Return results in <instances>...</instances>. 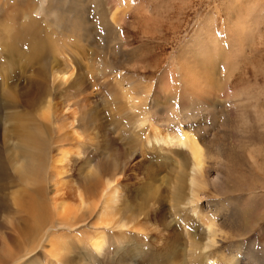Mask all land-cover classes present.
<instances>
[{
	"label": "rangeland",
	"instance_id": "obj_1",
	"mask_svg": "<svg viewBox=\"0 0 264 264\" xmlns=\"http://www.w3.org/2000/svg\"><path fill=\"white\" fill-rule=\"evenodd\" d=\"M79 1L91 28H98L99 10L104 9L116 17V22L110 21L114 29L106 33L109 27L104 25L101 30L105 27V33L95 30L93 40H80L68 29L76 16L63 11L75 0H45V10L52 2L57 12L32 10L19 23L33 19L36 25L53 31L56 40H63L71 51L68 56L75 68L70 80L85 76L81 95L71 96L68 102L54 99L62 114L74 112L67 120L76 117L80 132L65 148L69 158L57 163L63 168L59 193L50 182L49 167L43 175L49 197H57V205L64 204L59 208L66 212L62 223L76 221L79 227L57 226L51 209L47 223L55 229L49 232V241L46 236L22 235L20 219L15 220L13 211L17 207L10 199L17 186H9L6 195L0 192V264H196L188 255L191 240L184 219L190 220L199 234L208 232L204 220L211 214L218 216L222 232L219 242L206 249L204 245L211 241L199 234L203 237L201 257L211 254L217 264H264V0ZM15 3L0 0L1 34H9L7 17ZM53 43L56 48L60 42ZM2 59L6 58L0 55ZM25 71L18 83L29 87L33 72ZM0 86V92L6 90ZM84 96H88L87 105L80 101ZM29 113V118L34 115ZM141 122L144 124L139 127ZM61 126L63 131L70 130ZM155 128L162 135L178 134L185 128L198 135L206 147L211 165L209 184L198 205L202 213L194 214L192 204L181 205L179 213L174 210L172 195L178 172L190 168L179 167L178 161L185 159L180 148L163 142L145 146ZM134 138L139 140L138 146ZM54 147L46 159L62 157ZM88 161L94 171L111 163L110 175L120 187L114 213L120 212L122 203L137 211L144 192L153 196L141 216L148 234L127 230L129 233L122 235L127 237L118 243L116 232L108 228L102 255L92 247L91 238L97 232L93 227L103 231V226L94 224L106 176H91L103 182L95 194L83 193L88 206L97 205L94 214L92 210L86 217L85 213L73 216L69 211L79 208V192L88 180ZM116 162L120 164L114 169ZM4 177L2 184L9 185L10 178ZM137 199L142 201L139 206ZM56 244L60 250L54 256Z\"/></svg>",
	"mask_w": 264,
	"mask_h": 264
},
{
	"label": "bare ground",
	"instance_id": "obj_2",
	"mask_svg": "<svg viewBox=\"0 0 264 264\" xmlns=\"http://www.w3.org/2000/svg\"><path fill=\"white\" fill-rule=\"evenodd\" d=\"M13 1L16 2L10 8L13 13L11 16L7 17L10 24L9 34L8 32L3 34L0 33V55L7 59V61L6 59L0 60V75L2 77L0 80L1 84L6 88V90H4L2 87L3 90L0 92V192L5 194L9 186H17V189L11 191L10 199L12 205L17 207L13 208V211L16 215L15 220L20 219L19 228L21 234L29 237L33 236L35 238L46 236L45 240L49 241L51 239V236L48 237L50 234L49 232L55 229V225H51L50 222L47 223L50 216H52L51 209L56 213L55 216L58 219L57 226H64L66 228L70 226L74 227V229L79 227L76 221H71L68 224L64 222L67 225L62 223L66 212H62L65 209L60 211L59 208H63L64 204L60 203L57 205V197H49L47 194L48 187L44 186L43 175L49 167L51 170L50 182H54V190L59 193L61 187H59V176L63 173V168L57 163L63 162V157L69 158L65 148L71 139H75V136L80 135V132L75 126L76 117L72 120H67L74 112L70 111L67 114H62L59 112L61 110L58 109V102L55 103L54 99L63 98L64 102H68L71 96L81 95L84 90L83 85L85 83V76L78 75L74 80H70L74 75L73 70L75 68L73 65L74 60L68 56L71 51L66 50L63 40H56V34L53 31L48 32L46 29L36 25L33 19L22 25L19 24L25 15H31L32 10H34L35 13L42 10L44 14L51 10L57 12L56 9H54V5H52L53 0H51L52 2L49 3L46 10L43 5L45 0H39L40 2L38 0ZM6 4L5 2L4 6H6ZM63 9L64 12L70 11V13L73 12L72 14L76 16L75 18L77 21L70 24L68 29L72 32H76L79 39L82 41L88 42L93 40V36L96 34L94 32L95 30L105 33V31H103L105 29H107V31L114 29L110 21L114 22L116 17L114 15H109L104 9L99 10L98 17L101 22L98 28L92 27L93 29L89 26L90 23L88 24L87 20L84 18V15L86 17V11L81 1L75 0L72 5L65 6ZM57 17L58 13L55 14V18L59 21ZM104 25L109 28L104 27L105 29L102 28L101 30V27ZM109 32L110 31L106 33ZM54 41L60 42L56 48H54ZM118 43L120 44V42ZM25 70H27V72H33V75L28 79L29 87L23 85L25 82L22 85L18 83L23 77L22 75H24L23 72ZM87 97L88 96H84L80 101L87 105ZM80 101H78V103ZM190 109L188 110L190 111ZM66 110H68V108ZM29 112L34 113L30 118ZM192 112H194V110ZM3 113L4 115H1ZM142 120L144 121V119ZM82 121V118H79V121L77 120L79 127H82L80 125ZM10 124L11 128L9 127ZM61 124L68 126L70 130L63 131ZM143 124V122H141V124L139 123V127ZM134 139L135 145L138 146L139 140L137 138ZM144 143L147 147L165 143L170 146L172 145V147L180 148L181 151L184 152L185 159L178 161L180 163L179 167L186 168L189 166L190 170L186 172L184 169H180L181 171L178 172L175 190L172 195L174 200L172 206L174 210H176V213H179L180 211H178V208L181 207V205L192 204L191 210L194 214L202 213V210L198 211V205L200 200H202L204 188H206V186L208 187L209 184L208 171L211 163H209L210 161L208 162V155L205 150L206 147L203 146L202 140L198 135L185 128H181L178 134L167 133L166 135H162L161 132H157V128H155V132L150 137H147ZM54 145H56V151H58L62 157L54 160L46 159L47 154L55 148ZM89 162L90 161L86 163L88 164ZM119 164L116 162V164H114V169H117ZM89 165L90 169L86 170L88 178L87 183H85L84 186L82 185L83 192L79 190V197L81 199L79 208L69 211L73 216H76V213H85L83 215L86 217L88 211L90 213L92 210L94 214V208H96L97 205L88 206L89 201L86 199V196L93 192L95 194L98 185L103 181H101L100 178L91 176H99L96 174H103V176H106L104 179L106 185H104L101 191L102 196L100 199L98 197V203H101V207L97 208L98 210L95 212L96 219L94 224L103 226V231H98L96 227H93L97 232L91 238L92 247L102 255L103 250L107 246L106 231L108 228L116 232L115 235L117 237H115V241L118 243L122 242L121 239L129 233L126 232L127 230H134L133 232L136 231L137 234H148L146 227H144L141 221V216L145 208H147L146 204L150 201V197L153 199V196H151L149 192H144V195H142L143 203L140 204V207H137V211H132V205L122 203L121 206L123 208L120 209V212L114 213L112 207L116 200L120 198V187L116 179L112 177L113 175H110L112 171L110 166L111 163L108 162L98 167L97 171L91 168V164H88V166ZM108 166H110V169L107 168ZM92 171H94L93 175L91 174ZM5 174L9 175L8 178L6 177L7 179L10 178L9 185L8 183H4V179L2 180L4 181L3 184L1 182V178H3ZM13 193L16 195H13ZM83 193H86L85 197ZM47 195L48 197H46ZM47 198L50 199L48 200ZM156 198L158 197L156 196ZM140 202L142 201L139 199L136 200L137 205ZM48 204L51 205V208ZM81 209H83L84 212H80ZM81 214L79 216H81ZM217 218V215L211 214L204 220L208 232L199 234L204 235L205 239L208 238L211 241L210 244L206 243L204 245L205 248H203L202 241H200L203 237H200V235L197 234L198 232L192 228V222L190 220L187 221L184 219V226L185 228L187 227L189 231L188 238L191 240H189L190 252L188 255L196 264H217L218 259L215 260V256L212 257L211 254L210 256L205 255L201 257L203 253L202 248L206 249L214 245L215 242H219L217 239L222 230ZM81 219L84 220L83 218ZM124 234L126 235L122 237ZM175 236H180V233H176ZM59 250L60 247L57 245L54 249V256L59 255ZM153 257L155 260H158L156 256ZM122 259H124V257H122Z\"/></svg>",
	"mask_w": 264,
	"mask_h": 264
}]
</instances>
